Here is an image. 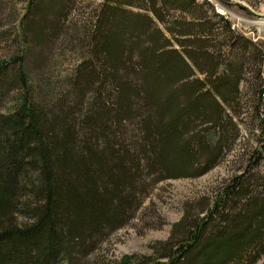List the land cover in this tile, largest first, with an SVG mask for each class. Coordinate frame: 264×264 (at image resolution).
<instances>
[{"label": "trees", "instance_id": "1", "mask_svg": "<svg viewBox=\"0 0 264 264\" xmlns=\"http://www.w3.org/2000/svg\"><path fill=\"white\" fill-rule=\"evenodd\" d=\"M34 2L24 19L39 8ZM143 2L164 22L158 0ZM136 3L108 4L102 14L93 34L97 64L83 62L76 83L82 94L96 98L83 114L79 111V121L69 113L43 112L26 97L14 115L0 114V264H73L135 215L149 181L200 177L240 140L231 115L243 82L238 42L253 43L232 31L207 0H161L163 8L184 14L208 9L193 20L184 17V30L166 27L179 51L152 18L124 8ZM208 14L231 34L225 54L194 45L215 35ZM128 36L142 44L138 54L136 43L127 49ZM258 71L263 84L264 69ZM132 121L140 135L127 146L118 134ZM262 124L264 134V114ZM246 178L224 182L203 217L184 216L176 227L184 228L182 239L172 236L164 244L166 254L119 264H257L264 256V192L253 193ZM22 196L33 197L34 206L20 205ZM17 213L30 224L16 225Z\"/></svg>", "mask_w": 264, "mask_h": 264}, {"label": "rangeland", "instance_id": "2", "mask_svg": "<svg viewBox=\"0 0 264 264\" xmlns=\"http://www.w3.org/2000/svg\"><path fill=\"white\" fill-rule=\"evenodd\" d=\"M30 1L0 0V68L4 67L0 72V114L14 115L26 97L43 112L62 116L69 113L72 119L79 121V111L83 114L96 98L90 92L82 94V87L76 84L80 78L78 75L85 71L82 63L91 59L93 64H97L92 52V47L95 49L96 45L93 34L98 30L106 6L123 0H54V3L51 0H35L33 7L37 5L39 8L24 19ZM134 1L137 5L124 8L129 13L152 18L156 28L161 29L179 51H182L180 44L166 32V27H171L177 33L184 30V17L193 20L208 12L204 8L202 12L184 14V10L180 12L170 6L163 8L161 0H158L157 9L164 16V22H161L152 14L151 4L143 0ZM228 1L235 4L225 6L219 0H207L216 14L231 24L232 31L254 45L252 47L240 40L241 43L238 42L239 53L244 57L243 82L237 106L231 115L241 137L233 152L200 177L159 183L149 181V190L143 196L141 206L135 210V215L122 228L109 234L96 250L86 257L75 259L73 264H119L129 258L137 263L143 258L157 259L166 254L164 244L172 236L175 240L182 239L184 228L176 227L184 220V216L190 219L203 217L217 199L224 182L245 175L248 188L253 193L264 192V109L261 115L258 110L264 105V96L260 94L264 83L261 84L257 79L258 70L264 69V0ZM46 6L50 8L42 14L41 10ZM208 17L212 23L208 29L214 26L215 35L194 45L200 46L202 52L219 53V49L224 54L229 52L228 47L232 45L227 26L212 14H208ZM128 37L127 49L136 43L133 52L138 54L142 44L135 37ZM143 41L147 43L150 40L143 37ZM182 54L184 56V52ZM235 69L233 66L232 70ZM131 73L133 75V71ZM118 135L122 144L133 145L140 135L137 122H130ZM32 181L38 185L35 173ZM23 197L19 198L20 205L26 201L31 207L34 206L33 197ZM15 219L16 225L23 228L31 222L19 213ZM257 264H264V256Z\"/></svg>", "mask_w": 264, "mask_h": 264}, {"label": "water", "instance_id": "3", "mask_svg": "<svg viewBox=\"0 0 264 264\" xmlns=\"http://www.w3.org/2000/svg\"><path fill=\"white\" fill-rule=\"evenodd\" d=\"M221 3L227 5V6H230V5H233L235 3H232V2H229L228 0H219ZM238 5V4H237Z\"/></svg>", "mask_w": 264, "mask_h": 264}]
</instances>
